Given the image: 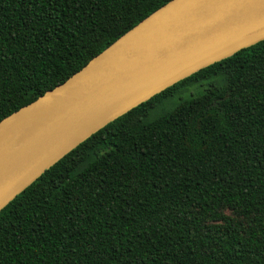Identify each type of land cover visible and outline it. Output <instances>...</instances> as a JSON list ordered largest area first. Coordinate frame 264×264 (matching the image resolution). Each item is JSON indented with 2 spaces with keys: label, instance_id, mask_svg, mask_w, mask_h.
<instances>
[{
  "label": "trees",
  "instance_id": "obj_1",
  "mask_svg": "<svg viewBox=\"0 0 264 264\" xmlns=\"http://www.w3.org/2000/svg\"><path fill=\"white\" fill-rule=\"evenodd\" d=\"M168 1L0 0V120ZM171 87L0 211V264H264V40Z\"/></svg>",
  "mask_w": 264,
  "mask_h": 264
},
{
  "label": "water",
  "instance_id": "obj_2",
  "mask_svg": "<svg viewBox=\"0 0 264 264\" xmlns=\"http://www.w3.org/2000/svg\"><path fill=\"white\" fill-rule=\"evenodd\" d=\"M264 40V0H170L0 120V211L94 132Z\"/></svg>",
  "mask_w": 264,
  "mask_h": 264
},
{
  "label": "rangeland",
  "instance_id": "obj_3",
  "mask_svg": "<svg viewBox=\"0 0 264 264\" xmlns=\"http://www.w3.org/2000/svg\"><path fill=\"white\" fill-rule=\"evenodd\" d=\"M170 88H172V87L170 86ZM190 91H192V90H190ZM190 91L187 93L186 92H180V87H178V88L176 87V89H173L172 91L168 92L165 96L167 98L166 100L168 101V104L159 106L158 110L161 111L163 109L172 108L180 100V97H189V95L191 93Z\"/></svg>",
  "mask_w": 264,
  "mask_h": 264
}]
</instances>
